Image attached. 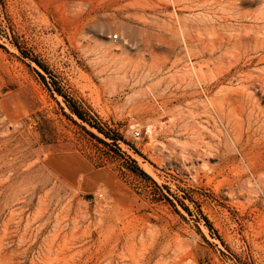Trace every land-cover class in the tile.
<instances>
[{"label": "rangeland", "instance_id": "1", "mask_svg": "<svg viewBox=\"0 0 264 264\" xmlns=\"http://www.w3.org/2000/svg\"><path fill=\"white\" fill-rule=\"evenodd\" d=\"M0 264H264V0H0Z\"/></svg>", "mask_w": 264, "mask_h": 264}, {"label": "trees", "instance_id": "2", "mask_svg": "<svg viewBox=\"0 0 264 264\" xmlns=\"http://www.w3.org/2000/svg\"><path fill=\"white\" fill-rule=\"evenodd\" d=\"M34 59H35V61H37L38 63H40L36 58H34ZM42 77H43V75H42ZM43 79H44V77H43ZM44 81H45V79H44ZM56 89H57V91H58L59 93H61L60 90H59L58 88H56ZM62 95H63V94H62ZM64 98H65V96H64ZM68 107H69L70 110H71L72 112H74L78 117H80V118L86 120V121H87L92 127L96 128L99 132L103 133V134H104L105 136H107V137H110V138L112 139V141L116 142L118 139H122V140L125 141V139L123 138V136H121L120 134H117V133H113V134H111V133H110L107 129H105V128H104V127H103L98 121H96V120H91V119L85 117L84 114H83V112H82L80 109H78L77 106H75V105H73V104H71V103L68 102ZM89 131H90V133H91L92 135L96 136V134H95L94 132H92L91 130H89ZM99 139H101V138H99ZM101 140L104 141L103 139H101ZM104 142H105V141H104ZM128 143H129V142H128ZM183 206H184L185 209H187V210L189 211V208H188L186 205L183 204Z\"/></svg>", "mask_w": 264, "mask_h": 264}, {"label": "built area", "instance_id": "3", "mask_svg": "<svg viewBox=\"0 0 264 264\" xmlns=\"http://www.w3.org/2000/svg\"><path fill=\"white\" fill-rule=\"evenodd\" d=\"M116 37H117V34L114 33V34H113V38H116ZM139 133H140V130H138V129H134V134H135V135H139Z\"/></svg>", "mask_w": 264, "mask_h": 264}, {"label": "bare ground", "instance_id": "4", "mask_svg": "<svg viewBox=\"0 0 264 264\" xmlns=\"http://www.w3.org/2000/svg\"><path fill=\"white\" fill-rule=\"evenodd\" d=\"M220 36V35H219ZM227 37H229V36H227ZM221 38H222V36H221ZM226 39V38H225ZM227 40V39H226ZM231 41V40H230Z\"/></svg>", "mask_w": 264, "mask_h": 264}]
</instances>
